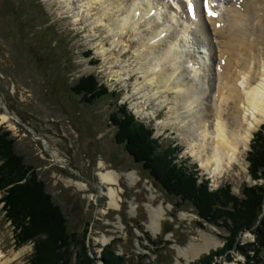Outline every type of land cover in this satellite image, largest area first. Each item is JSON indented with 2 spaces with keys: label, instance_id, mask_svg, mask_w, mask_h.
I'll return each mask as SVG.
<instances>
[{
  "label": "rangeland",
  "instance_id": "374dc122",
  "mask_svg": "<svg viewBox=\"0 0 264 264\" xmlns=\"http://www.w3.org/2000/svg\"><path fill=\"white\" fill-rule=\"evenodd\" d=\"M64 1L0 0V114L8 112L11 116L8 122H2L0 118V129L11 132L16 154L22 156L27 166L36 170L38 179L44 182L45 189L65 213L69 231L76 232L79 237L86 232V240L94 219L95 230L108 237L119 233V216L123 225L126 226L125 221L130 225L131 229L126 227L129 239L134 237V228L151 230L154 210L163 202L166 211L164 219L173 216L181 224L191 220L189 235L198 233L201 238L203 234L214 237L219 244L224 242L223 236L228 234L225 227L203 221L190 205L176 206V197L163 192L159 186H150V182H155L152 176L142 165L134 162L124 145L117 142V126L111 123L110 115L121 104H128L139 120L154 127V136L159 137L161 143L181 148L178 162L188 166L197 164L200 176L209 179L212 189L230 184L233 193L239 196L243 185L257 182L251 178L248 169L251 141L248 148L240 152L239 163H233L217 177L211 176L188 151L189 133L184 131L183 126L171 125L166 120L170 112L177 110H172L173 102L160 105L163 95L153 97L152 87L142 88L143 78L133 57L137 44L129 41L131 33L119 34V38L114 39V32H110V27L100 20V15L105 13L112 0L100 6L94 5L99 8L90 12L85 11L86 0H70V6ZM76 17L80 20L76 21ZM81 26L84 28L81 29ZM120 36L123 38L120 39ZM126 44L131 47L127 46L128 49L120 53L121 61L117 64L123 65L124 73L112 78L115 63L104 49L117 52ZM100 48L104 54L99 51ZM187 50L191 51L190 46ZM208 57L205 56V61ZM89 74H95L112 94L91 103L84 100L83 95L75 93L72 87L81 77ZM145 97L151 99L148 107L142 109L140 100L144 102L147 100ZM137 101L139 103L134 104ZM232 109L230 105L228 114ZM262 125L264 123L254 131L253 136ZM185 126L189 127L190 121H186ZM51 151H55L63 163L56 160ZM100 161L106 166L104 171L113 169L119 174L116 188L121 195L120 210L111 207L105 213L108 197L102 193L106 185L101 186L97 174L101 171ZM2 163L3 158L0 165ZM77 181L86 183L88 190L80 189ZM21 182L24 183L25 179ZM12 186L9 184L1 189L0 185V250L5 258L13 259L14 253L26 247V252L10 264H30L34 239L19 244L13 224L6 216L5 196ZM89 195L94 199L90 200ZM135 203L142 209L133 211ZM182 213L185 214V221L180 218ZM188 234L182 233L178 237L180 245L191 239ZM244 236L245 242H254L256 237L252 230L245 231ZM74 252L73 257H76ZM231 253L232 260L225 254L222 264H241L239 257L242 254L234 250ZM167 254L165 261L173 264L175 250L169 248ZM96 256L99 257L95 248L96 262L93 264H103ZM261 256L263 261L260 264H264V252Z\"/></svg>",
  "mask_w": 264,
  "mask_h": 264
},
{
  "label": "bare ground",
  "instance_id": "6f19581e",
  "mask_svg": "<svg viewBox=\"0 0 264 264\" xmlns=\"http://www.w3.org/2000/svg\"><path fill=\"white\" fill-rule=\"evenodd\" d=\"M69 1L64 2L69 5ZM106 1L111 0H86L85 11L90 12L94 5ZM189 1L112 0L100 20L114 32V39L119 34L131 33L129 41L137 44L133 57L143 78L142 88L152 87L153 93L149 92L153 97L163 95L160 105L173 102L172 110H177L170 112L166 120L171 125L183 126L189 133L188 151L211 176L217 177L233 163L240 162V152L248 148L254 131L264 123V0H208V7L219 12L218 17L203 13L202 7V11L197 9L195 20L188 15ZM195 1L199 5L202 0ZM127 46L131 45H123L117 52L104 49L115 63L112 78L124 73L123 65L117 64ZM102 49L99 51L104 54ZM206 55L210 57L205 61ZM149 99L140 100L142 109L148 107ZM230 105L233 109L228 114ZM0 115L2 122L11 117L8 112ZM186 121H190L189 127L185 126ZM46 145L49 148L48 142ZM51 152L56 160L63 161L55 151ZM99 167L100 184L106 185L102 193L108 197L110 208H119L116 188L119 174L113 169L104 171L103 161ZM76 184L88 190L86 183ZM164 211L162 206L154 210L151 223L154 232L160 229ZM211 242L219 245L217 240L204 238L197 253L207 251ZM26 250L21 248L13 259L20 258ZM101 254L102 248H96L100 259ZM13 259L5 258L0 250V264H10Z\"/></svg>",
  "mask_w": 264,
  "mask_h": 264
},
{
  "label": "trees",
  "instance_id": "16d2710c",
  "mask_svg": "<svg viewBox=\"0 0 264 264\" xmlns=\"http://www.w3.org/2000/svg\"><path fill=\"white\" fill-rule=\"evenodd\" d=\"M72 89L91 103L112 94L95 74L81 77ZM110 121L117 126V142L124 145L134 162L142 165L163 192L177 198L176 206L188 204L203 221L227 229L223 247L203 255L197 264H212L217 255L223 254L232 260L230 250L245 256L243 264L263 261L264 125L254 134L247 157L249 174L257 182L243 185L239 196L233 193L230 184L211 189L209 180L201 179L196 165L178 162L181 150L178 145L161 143L154 136V127L137 119L126 105L112 112ZM10 134L0 129V159L3 158L0 185L1 189L13 185L5 196V211L19 244L30 239L35 241L30 264H72L74 251L75 264H93L86 247V232L79 237L76 232L69 231L65 213L45 189L44 182L38 179L36 170L16 154ZM248 230L255 234V241L238 244V237ZM103 260L105 264H126L111 246L104 250Z\"/></svg>",
  "mask_w": 264,
  "mask_h": 264
},
{
  "label": "built area",
  "instance_id": "2783aa9c",
  "mask_svg": "<svg viewBox=\"0 0 264 264\" xmlns=\"http://www.w3.org/2000/svg\"><path fill=\"white\" fill-rule=\"evenodd\" d=\"M119 236H122L123 238L126 237V233L119 234ZM142 243L146 246H148L150 249H155L157 246H153L151 243L148 242V240L142 241ZM134 252V257L137 263L139 264H150V262L156 258V255L152 254V252L149 249H144L140 246V242L136 241V247L133 250ZM118 254H124L123 249L120 247L119 250L117 251ZM144 254H149L150 258H147L145 260H141V256ZM127 256H131L130 254H127ZM97 258V256H96Z\"/></svg>",
  "mask_w": 264,
  "mask_h": 264
},
{
  "label": "crops",
  "instance_id": "0c3cea01",
  "mask_svg": "<svg viewBox=\"0 0 264 264\" xmlns=\"http://www.w3.org/2000/svg\"><path fill=\"white\" fill-rule=\"evenodd\" d=\"M204 237H206L207 239H209V240H211V241H214V240H216L214 237H212V236H208V235H203L202 234V238H201V240L200 241H189V242H187L186 244V246L188 247L187 248V251H186V253L183 255V257L184 258H186V259H189V260H193V259H196L198 256H200L202 253H204V252H209V250H211V249H213V248H216L217 246H219V245H215L214 244V242H211V244H210V248L207 250V251H201L200 253H197V250H198V248L199 247H202V243H203V241H204ZM196 246H193V244ZM214 245H213V244ZM192 246H193V248H192ZM199 246V247H198ZM191 249V250H190ZM196 249V250H195ZM200 249V248H199ZM194 251V252H193ZM189 255V256H188ZM162 260H164V257L162 258Z\"/></svg>",
  "mask_w": 264,
  "mask_h": 264
},
{
  "label": "water",
  "instance_id": "95a60500",
  "mask_svg": "<svg viewBox=\"0 0 264 264\" xmlns=\"http://www.w3.org/2000/svg\"><path fill=\"white\" fill-rule=\"evenodd\" d=\"M154 186L157 187L158 185L155 183ZM172 229H173V223L169 220H164L163 225H162V235L164 236L165 234L170 232ZM175 233L179 234V231L175 230ZM243 239L245 240V238L242 234L238 241L240 242ZM152 264H161V262L159 260H156Z\"/></svg>",
  "mask_w": 264,
  "mask_h": 264
}]
</instances>
